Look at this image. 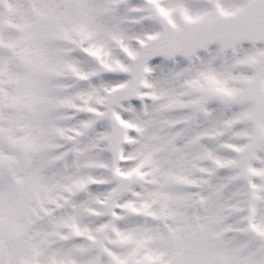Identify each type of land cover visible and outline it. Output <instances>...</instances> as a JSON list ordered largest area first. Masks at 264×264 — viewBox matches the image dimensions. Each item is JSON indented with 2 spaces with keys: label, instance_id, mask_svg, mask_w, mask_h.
I'll return each mask as SVG.
<instances>
[{
  "label": "snow or ice",
  "instance_id": "snow-or-ice-1",
  "mask_svg": "<svg viewBox=\"0 0 264 264\" xmlns=\"http://www.w3.org/2000/svg\"><path fill=\"white\" fill-rule=\"evenodd\" d=\"M0 264H264V0H0Z\"/></svg>",
  "mask_w": 264,
  "mask_h": 264
}]
</instances>
